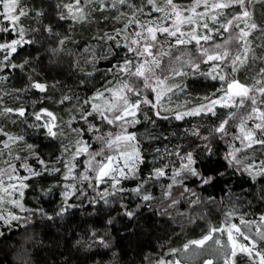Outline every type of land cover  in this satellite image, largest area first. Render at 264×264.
Returning <instances> with one entry per match:
<instances>
[{
    "label": "snow or ice",
    "instance_id": "6c2138e0",
    "mask_svg": "<svg viewBox=\"0 0 264 264\" xmlns=\"http://www.w3.org/2000/svg\"><path fill=\"white\" fill-rule=\"evenodd\" d=\"M257 6L264 17V0H0V237L36 220L71 226L83 211L92 218L77 224L76 245L108 249L117 225L145 212L219 203L220 223L146 264H264V211H242L235 195L251 208L245 185L260 183L264 202ZM198 79L211 91L190 92ZM208 187L228 199L203 197Z\"/></svg>",
    "mask_w": 264,
    "mask_h": 264
},
{
    "label": "trees",
    "instance_id": "16d2710c",
    "mask_svg": "<svg viewBox=\"0 0 264 264\" xmlns=\"http://www.w3.org/2000/svg\"><path fill=\"white\" fill-rule=\"evenodd\" d=\"M34 6L39 7L43 2L44 5L54 3V0H29ZM49 15L44 19V22L52 19V9L46 8ZM264 17L259 14V6H257V20L260 22ZM34 21L26 20V25H34ZM66 27V26H65ZM76 38L81 43L88 39V33L78 32ZM33 51V49H29ZM41 57L45 53H39ZM66 67V66H65ZM62 69L55 65H49L47 60L44 61V71L51 77H56L57 73ZM13 84L20 86V78L17 75L12 81ZM213 82L204 79L189 80V91L194 95H202L205 92L211 91ZM191 99L192 97H186ZM10 104L14 102L9 101ZM175 123L178 122H173ZM13 131H19L13 127ZM45 144L48 141H44ZM49 152V148L44 149ZM234 178L233 186L235 187ZM41 185H37L35 191L26 197L27 206H36L37 197L40 195L39 189ZM262 187L260 183L246 184L245 189L250 195L247 200H253L251 208L245 202L243 193L236 187V196H241L242 199L236 201L242 211L247 210L250 213L264 211V202L255 199L256 193ZM203 197L213 196L219 201L221 198L228 199V196L219 189L208 187L207 190H201ZM159 196V190L156 191ZM234 199V197H233ZM46 203V202H45ZM157 208H160L158 202H154ZM224 206L219 203H211L202 208L189 209L186 204L178 206L174 209H169V215H159L152 212H145L141 221L134 224L133 228L124 230L121 225H117V231L111 233L110 248L104 249L99 246H94L89 249L83 244L77 246L76 241L85 236V230L77 231V224L91 219L86 217L81 212L77 219V223L68 226L67 220L46 222L36 220L29 229L23 228L14 229L10 232H5V235L0 237V264H146L144 257L152 254L153 258L162 252H166L168 248H181L184 243L192 239H199L204 231L223 219L221 208ZM204 213L203 219H197L196 223H188V216L193 213ZM183 213L184 215H181ZM182 216V217H181ZM47 223L49 226L44 227ZM164 245L163 248L160 246ZM239 264H247V258L240 256L237 258ZM222 264V262H218Z\"/></svg>",
    "mask_w": 264,
    "mask_h": 264
},
{
    "label": "rangeland",
    "instance_id": "374dc122",
    "mask_svg": "<svg viewBox=\"0 0 264 264\" xmlns=\"http://www.w3.org/2000/svg\"><path fill=\"white\" fill-rule=\"evenodd\" d=\"M181 206H182V205H178V208H180V209H181ZM181 217H182V216H181Z\"/></svg>",
    "mask_w": 264,
    "mask_h": 264
}]
</instances>
